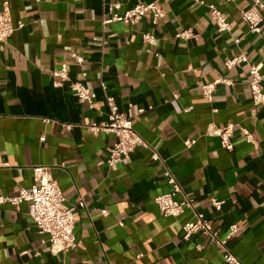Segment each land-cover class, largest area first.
Here are the masks:
<instances>
[{
	"label": "crops",
	"instance_id": "0c3cea01",
	"mask_svg": "<svg viewBox=\"0 0 264 264\" xmlns=\"http://www.w3.org/2000/svg\"><path fill=\"white\" fill-rule=\"evenodd\" d=\"M222 1L0 0V11L9 2L13 25H23L0 50V196L30 189L32 167H49L65 206L76 208L78 243L53 254L29 204H4L0 264H226L225 249L206 235L183 240L182 226L197 213L221 239L237 225L239 232L226 245L229 252L242 264H264V108L254 105L249 86L251 64L264 74V22L261 34L253 33L241 16L251 0ZM112 2L121 3L122 11L155 3L166 16L158 24L148 14L133 26L105 25V4ZM210 4H220L230 33L217 30ZM184 30L198 37L177 38ZM146 33L156 38L151 46L143 43ZM71 53L84 62L75 63ZM241 54L248 64L225 66ZM63 65L72 81L90 88L93 108L80 103L68 83L54 86L53 73ZM215 82L208 100L202 87ZM106 96L114 97L123 113L133 105L134 129L161 161L153 160L150 150L137 149L109 166L115 136L93 135L82 126L86 120L108 121ZM139 109L145 112L138 114ZM63 124L74 126L67 130ZM228 124L236 127L232 151L218 136ZM239 127L253 133L257 147ZM188 140L194 143L187 146ZM166 166L194 199V209L177 219L163 216L155 203L172 191ZM212 198L224 202L220 210Z\"/></svg>",
	"mask_w": 264,
	"mask_h": 264
},
{
	"label": "built area",
	"instance_id": "2783aa9c",
	"mask_svg": "<svg viewBox=\"0 0 264 264\" xmlns=\"http://www.w3.org/2000/svg\"><path fill=\"white\" fill-rule=\"evenodd\" d=\"M234 0H223L221 4L233 2ZM201 4H205L204 1H199ZM105 8L109 13V17L105 18L103 23L105 25L120 22L127 25H136L140 23L146 15L152 16L153 24L158 22L166 16L164 9L158 7L155 3L139 4L132 9L122 11L123 5L119 2L106 3ZM211 18L217 26V30L220 33H230L232 31V25L227 20L224 13L220 10V4H210ZM242 20L248 24L250 30L253 33L261 34L262 24L264 22V0H251V3L241 10ZM23 25L19 24L18 27L14 26L11 19L9 2L4 3V9L0 11V50L3 43H5L16 31ZM198 37L194 35L191 30H184L178 33L177 38L190 39ZM143 43L147 46H151L155 43L156 38L152 34L142 35ZM239 42V40H236ZM102 45H108L107 40L102 41ZM146 51L151 53L150 48H146ZM158 56L159 54H155ZM72 59L78 65L84 62L81 55L77 53H71ZM242 63L248 64V58L246 55L241 54L233 59L228 60L225 63L227 68H232ZM54 77L55 87H61L65 83H68L69 89L80 103H88L90 108H93V99L90 88L83 81H72L69 77L68 67L63 65L58 71H55ZM250 92L252 101L255 106L264 108V74L261 72L260 65H250ZM83 79L87 77V73L82 74ZM223 83L232 85L229 80H222ZM217 82L209 83L202 87L203 93L208 100H212L213 93L215 91ZM103 90H107L105 83H101ZM106 104L109 109L108 121L96 123L86 120L82 126L87 129L93 135L99 133H105L107 135H114L115 142L108 148L109 166H113L117 163L124 162L129 159L131 154L137 149H147L152 153V159L155 161H161L159 154L154 151L152 146L142 138L134 129V113L133 105L130 104L127 112L120 111L115 98L112 96H106ZM145 109H139L138 114H143ZM45 123H50L51 120L44 119ZM74 125L63 124V127L67 130H71ZM239 131L244 135L246 141L253 146H258V141L254 137L253 133L244 127H239ZM236 133V127L234 124H228L225 127L218 129V136L221 139V144L224 149L228 151L233 150V137ZM194 141H186L187 146H191ZM33 180L34 183L30 189H22L16 197H3L0 196V206L4 204H11L17 208L22 203L29 204V215L36 225L41 235L48 236L47 242L50 245L53 254L66 253L70 250L77 248L78 243L75 235V207L68 208L65 206V197L63 192L52 176L49 167L46 166H33ZM164 175L167 182L172 186V191L156 197L155 203L158 205L160 212L165 217L179 218L186 210L194 209V199L189 198L183 191L181 185L178 183L173 172L166 166ZM264 186V177L261 182ZM182 195L181 200L176 199V196ZM212 205L220 210L223 201L217 198L211 199ZM80 207H84V203H80ZM183 240L188 241L193 235L202 233L210 238L215 244L225 249L224 262L226 264H242L240 259L233 255L227 249L226 245L228 240L235 236L239 232L237 225L230 227V232L225 239L219 238L213 231L211 222L205 218L203 214L197 213L196 220L186 222L183 226ZM199 250L201 246L197 247Z\"/></svg>",
	"mask_w": 264,
	"mask_h": 264
}]
</instances>
